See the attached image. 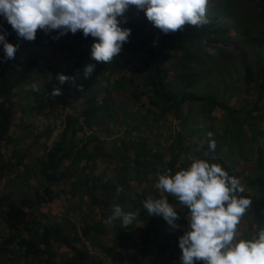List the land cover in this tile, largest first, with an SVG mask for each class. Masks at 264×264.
<instances>
[{"label": "trees", "instance_id": "1", "mask_svg": "<svg viewBox=\"0 0 264 264\" xmlns=\"http://www.w3.org/2000/svg\"><path fill=\"white\" fill-rule=\"evenodd\" d=\"M234 2V23L219 8L220 21L208 15L202 27L169 34L133 9L121 25L131 29L129 41L110 64L91 60L96 38L82 30L38 29L28 41L0 17L7 41L18 46L5 60L0 43V264H168L174 255L172 264H181L176 249L187 208L167 197L180 215L182 227L173 229L142 202L160 195L159 174L174 175L197 158L217 159L239 179L252 205L238 231L245 239L257 235L264 227V0ZM244 3L246 15H237ZM219 57L239 65L235 105L197 91L198 67ZM89 63L95 69L86 78ZM58 73L82 87L59 85ZM58 87L62 95L52 97ZM115 118L124 130L105 139ZM116 203L139 210L127 228L103 223Z\"/></svg>", "mask_w": 264, "mask_h": 264}, {"label": "clouds", "instance_id": "2", "mask_svg": "<svg viewBox=\"0 0 264 264\" xmlns=\"http://www.w3.org/2000/svg\"><path fill=\"white\" fill-rule=\"evenodd\" d=\"M210 4L211 0H0V17L18 37L28 41L35 39L38 29L58 30L60 35L82 30L84 37L96 38L91 45V60L110 64L129 41L131 29L121 25L127 22L125 13L130 6L143 10L155 28L169 34L182 31L186 25L202 27L210 23ZM2 29L0 24L4 59H14L18 46L7 41V32ZM94 69L95 64H87L84 76L90 77ZM56 78L59 85L82 87L75 84V77L58 73ZM61 95V87L51 92L52 97ZM215 146L210 139L209 147L215 150ZM154 187L160 195H149L142 202L149 216H162L176 229L182 227L176 223L180 215L167 197H174L188 210V225L178 241L181 264H264V227L250 239L238 231L252 200L243 195L245 189L239 179L230 176L219 163L193 159L174 175L170 169L159 174ZM122 191L123 187L117 185L116 192ZM138 216L139 210L125 211L116 203L103 223L112 225L118 220L120 227L127 228Z\"/></svg>", "mask_w": 264, "mask_h": 264}, {"label": "rangeland", "instance_id": "3", "mask_svg": "<svg viewBox=\"0 0 264 264\" xmlns=\"http://www.w3.org/2000/svg\"><path fill=\"white\" fill-rule=\"evenodd\" d=\"M234 1L235 0H230V2H233L235 4L236 2H234ZM236 1L243 2V0H236ZM212 7L213 8H216V9H213ZM219 8L220 9H223L227 13V15H229L228 13L231 12L230 6H229V0H211L210 7L207 10V15H209V17L216 16V19L220 21V18H222V17H220V15H219V12H221L220 10H218ZM248 8L249 7H247V5H245V3H244L241 7L238 8L237 15H238V12H239L240 16L241 15H246L245 9H248ZM133 9H136V7L135 6H130L129 9L127 10V12L125 13V15H128L129 14V16H130L132 14H135V12L133 11ZM141 18H145V16L144 17L141 16ZM223 18H225V17H223ZM225 21H229L228 22L229 24L231 22L234 23V18L229 15V17L227 16L225 18ZM231 34H233V33H231ZM233 37H236L235 38V41H236V39L238 37V34H233ZM239 50L240 49L236 50V54L240 53ZM242 51H243V54L245 56H247V58L249 60L250 59V55H251L249 45L246 44L244 46V49H242ZM216 58H218V57H216ZM220 58L221 57H219V60L216 59V60H213V61H206L205 63H203V65H201V66L198 67V71L197 72H199V74L197 75V77L198 78L202 77V78L199 79V80H201V82L199 83V86L197 88V91L198 92H200V91L201 92L209 91L207 93H209L212 96H216V99H220V100H221V98H223V95H225L224 96L225 97L224 98L225 101L226 100L228 102L230 101V102H232L235 105V102L231 101V97H232V99L233 98L234 99L236 98L235 92H236V88H237V85L234 88V90L232 88L233 85H235L233 76L234 75H237V73H238V75H240L239 65H237V61L235 59L236 57L234 59L232 58V59H229V60H227V59L224 60L223 59L224 61L221 60ZM202 60H205V59H202ZM241 67H243V66H241ZM236 69H238L237 70L238 72L236 71ZM200 70H204L205 72H207L208 75H206L205 72H202L201 73ZM223 75H224V77H223ZM218 79H221L220 80V84L218 82ZM240 86H241V84H240V81L238 79V93H239V90H240ZM231 89L233 91H231ZM116 120H117V118H115L114 121L116 122ZM34 122H35V120H33V123ZM57 124H58V127H60V125L58 123V120H57ZM30 126H32L31 125V122H30ZM113 126L114 125L112 124L111 128H113ZM119 128H120V126L117 123V125L114 127V129H119ZM118 132L119 131H116V133H118ZM263 134H264V131H262V135L260 134L259 136H263L264 137ZM108 137L110 139V135ZM214 138H216V137H210L209 139H213L214 140ZM214 161H217V159L216 160L214 159ZM27 191H29V190H27ZM180 251H181V249H180V247H178L176 249V252L178 253ZM90 252L91 253H94V254H97V252L92 251V250H90ZM179 254L181 255V253H179ZM103 258H106V256L104 255ZM103 260H105V259H103ZM177 260H178V256L177 255H174V258L173 257L170 258L168 264H172L174 261H177Z\"/></svg>", "mask_w": 264, "mask_h": 264}, {"label": "crops", "instance_id": "4", "mask_svg": "<svg viewBox=\"0 0 264 264\" xmlns=\"http://www.w3.org/2000/svg\"><path fill=\"white\" fill-rule=\"evenodd\" d=\"M33 120L34 119H31V125H32V123H33ZM115 120V119H114ZM113 120V122H115ZM35 122H37L36 120H35ZM112 122V123H113ZM117 123H118V125L120 126V128L119 129H114V127L117 125ZM114 126H113V128H111L112 129V131H111V133H109V135H110V140H112V139H114V138H116L115 136H118L119 134H121L122 132H123V130H124V126L122 125V124H119V122L118 121H116V124H113ZM112 126V125H111ZM110 126V127H111ZM60 128L61 127H58V130L57 131H59L60 130ZM57 131H53V135L55 134V132H57ZM116 131H119L118 133H116ZM101 135H103V134H101ZM105 139L106 138H108L109 139V137H104ZM231 160V158L229 157V161ZM212 162H214V160H212ZM230 162H232V161H230ZM233 164L235 165V166H238V160H235V162L233 161Z\"/></svg>", "mask_w": 264, "mask_h": 264}]
</instances>
